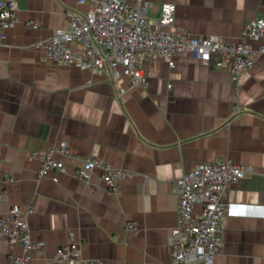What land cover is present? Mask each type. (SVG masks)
Here are the masks:
<instances>
[{
  "label": "crops",
  "instance_id": "crops-1",
  "mask_svg": "<svg viewBox=\"0 0 264 264\" xmlns=\"http://www.w3.org/2000/svg\"><path fill=\"white\" fill-rule=\"evenodd\" d=\"M146 1L152 18L163 2L175 4L174 32L227 42H238L246 20L264 18V0ZM15 2L18 21L0 45V214L12 205L32 208L29 233L45 242V259L72 238L82 257L104 264H170L167 242L178 224L173 180L201 163L229 160L247 167L222 201L264 204L263 56L233 78L182 53L174 55L172 68L164 58L141 54L146 81L128 88L125 76L52 62L37 46L67 28L66 8L84 13L91 2ZM119 87L127 92L119 96ZM61 141L70 156L128 170L119 191L106 190L98 171L85 183L75 175L80 162L66 158L57 182L38 179L40 161L29 152ZM246 211L221 218L215 264H264V216ZM131 221L137 232L124 230ZM22 252L0 236V264Z\"/></svg>",
  "mask_w": 264,
  "mask_h": 264
},
{
  "label": "built area",
  "instance_id": "built-area-1",
  "mask_svg": "<svg viewBox=\"0 0 264 264\" xmlns=\"http://www.w3.org/2000/svg\"><path fill=\"white\" fill-rule=\"evenodd\" d=\"M85 2H91L92 7L84 13L66 8L67 28L54 30L47 41L37 46L52 62L105 72L112 79L125 76L129 79L128 88L146 81L139 67L141 54L164 58L172 68L174 55L182 53L196 62L214 63L233 78L251 68L259 56L264 57V18L246 20L238 42H227L214 35L198 37L171 30L175 4L170 2L160 4L157 18L147 16L150 3L146 0H78V3ZM17 21L15 0H0V45L5 38L4 31ZM29 24L37 26L33 21ZM126 92L127 88H118L119 96ZM29 156L40 161L38 179L49 177L57 182V174L66 172V158L70 163L80 162L75 171L78 178L88 184L91 175L98 171L103 187L115 194L129 175L128 170L97 157L70 156L65 141L42 151H30ZM247 170L229 160H219L198 164L173 180L178 224L171 229L167 242L170 264H215L214 259L222 249L220 221L223 216L245 214L247 209L256 216H264V204L237 207L222 201L226 189L243 178ZM3 196L4 190L0 188V202ZM32 212V208L12 205L0 214V236L23 248L22 254L12 256L10 264H104L98 259L82 257L80 244L72 238L56 246L50 258L45 259V242L33 240L29 233L26 218ZM137 229L134 221L124 224L126 231L137 232Z\"/></svg>",
  "mask_w": 264,
  "mask_h": 264
}]
</instances>
